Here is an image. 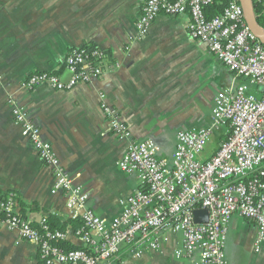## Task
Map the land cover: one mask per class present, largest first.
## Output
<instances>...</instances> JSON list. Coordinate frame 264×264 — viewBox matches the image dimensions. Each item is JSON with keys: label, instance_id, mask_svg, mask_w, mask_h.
Wrapping results in <instances>:
<instances>
[{"label": "crops", "instance_id": "crops-1", "mask_svg": "<svg viewBox=\"0 0 264 264\" xmlns=\"http://www.w3.org/2000/svg\"><path fill=\"white\" fill-rule=\"evenodd\" d=\"M145 1L0 0V193H16V211L34 226L40 228L47 218L65 232L63 248L86 246L76 235L78 222L65 193L54 189L52 167L16 123L14 106L25 109L40 127L60 164L87 193V206L110 221L121 213L122 201L143 187L137 173H125L118 164L130 140L152 141L158 157L170 162L178 133L209 126L221 92L246 85L248 92L262 96L260 86L237 76L206 43L190 37L189 13L161 14L140 36L136 22ZM260 1L264 5L255 0ZM87 44L108 55L111 69L100 78L71 90L49 84L24 87L36 72L63 75L69 50ZM101 93L128 127L130 140L110 130ZM229 130L224 125L214 133L198 159L209 160ZM257 234L255 221L234 214L225 245L227 264H264V244L255 247ZM180 245V235L169 233L158 250L146 248L137 257L125 246L117 257L121 264H196L198 254L175 255ZM0 264L45 263L37 243L0 227Z\"/></svg>", "mask_w": 264, "mask_h": 264}, {"label": "built area", "instance_id": "built-area-1", "mask_svg": "<svg viewBox=\"0 0 264 264\" xmlns=\"http://www.w3.org/2000/svg\"><path fill=\"white\" fill-rule=\"evenodd\" d=\"M209 1L146 0L136 22L137 31L145 36L161 14L189 13L190 37L206 43L237 76L260 86L262 96L248 92L246 85L221 92L215 98L210 125L180 131L169 162L158 157V147L152 141L130 140L128 127L101 93V108L110 130L120 140H130L119 167L125 173H137L143 186L122 201L121 213L110 221L87 206V193L60 164L53 146L25 109L13 107L16 123L39 158L52 167L55 191L65 193L68 208L82 220L76 235L89 248H63L59 243L65 241V232L51 229L45 218L39 229L16 211L13 193L0 197V227L37 243L45 264H113L111 259L125 246L140 257L146 248L160 249L169 233L181 237L177 257L198 254L196 264H227L228 224L236 213L256 222V250L264 244V43L247 25L241 0H228L221 15L208 19L204 7ZM65 69L72 73L67 82L60 73L36 72L23 85L34 89L49 84L56 90H71L100 78L111 66L101 48L81 47L67 56ZM224 125L230 127L228 137L209 160H199L211 136ZM197 209L207 210L206 222H195Z\"/></svg>", "mask_w": 264, "mask_h": 264}, {"label": "trees", "instance_id": "trees-1", "mask_svg": "<svg viewBox=\"0 0 264 264\" xmlns=\"http://www.w3.org/2000/svg\"><path fill=\"white\" fill-rule=\"evenodd\" d=\"M228 5V0H210L204 7V10H205V15L208 19L212 18V17H215L217 15H221L224 11V9L227 7ZM255 12H256V20H257V23L264 29V5L263 3L260 1V2H255ZM84 48H87L89 50L93 49V48H96L97 46L95 45H92V44H87V45H84L83 46ZM81 48V47H80ZM78 49V48H76ZM74 49H71L69 50L67 56L73 51ZM67 58V57H66ZM66 60V59H65ZM65 67V65H64ZM53 73H62V71H56V72H53ZM62 75V74H61ZM217 132V131H216ZM215 132V133H216ZM228 137V135L226 136V138ZM225 138V139H226ZM225 139H223L222 141H224ZM221 141V142H222ZM220 147V145H219ZM13 193V192H11ZM10 194V193H9ZM8 195L6 196H3L1 195L0 193V197L2 198H7ZM14 195V203H18V197L16 195V193H13ZM17 201V202H16ZM18 212V211H17ZM19 213V212H18ZM46 225H48L51 229H54V230H58L56 229L57 227L55 225H53L50 221V219H47L46 218ZM73 222H78L75 224V231H77L78 228L82 227L83 226V222L80 218H76L75 220L73 219ZM42 227V225L40 226V228ZM39 228V229H40ZM61 229V228H60ZM63 241L60 242V245L61 246H64L63 244ZM66 248V247H65ZM67 250H70V249H86V250H89V248L87 247H84V248H79V247H74V246H71L70 248H66ZM111 263L113 264H121V260L119 259V257H113L111 259Z\"/></svg>", "mask_w": 264, "mask_h": 264}, {"label": "water", "instance_id": "water-1", "mask_svg": "<svg viewBox=\"0 0 264 264\" xmlns=\"http://www.w3.org/2000/svg\"><path fill=\"white\" fill-rule=\"evenodd\" d=\"M241 4L244 10L245 20L247 25L254 33V35L264 43V29L257 23L255 14V0H241ZM72 73L66 69L62 75V80L67 82ZM69 78V79H68ZM66 79V80H65ZM68 79V80H67ZM194 220L197 223L206 222L208 220V212L206 209H197L194 211Z\"/></svg>", "mask_w": 264, "mask_h": 264}]
</instances>
